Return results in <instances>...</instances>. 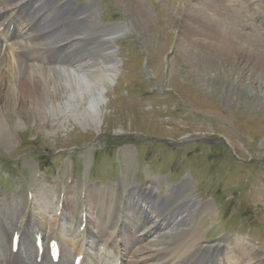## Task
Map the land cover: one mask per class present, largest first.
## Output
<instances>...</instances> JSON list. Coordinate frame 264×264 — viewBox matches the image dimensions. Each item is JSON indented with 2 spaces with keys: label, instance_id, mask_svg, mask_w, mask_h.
<instances>
[{
  "label": "rangeland",
  "instance_id": "1",
  "mask_svg": "<svg viewBox=\"0 0 264 264\" xmlns=\"http://www.w3.org/2000/svg\"><path fill=\"white\" fill-rule=\"evenodd\" d=\"M73 1L82 5L89 0ZM91 1L99 8L101 25L135 19L119 0ZM137 1L151 34L143 40L128 23L129 29L115 39L120 70L105 93L100 131L71 119L57 130L49 120L21 127L13 148L0 145V196L26 194L28 160L38 167L32 192L41 200L50 199L44 191L53 182L66 188L73 183L107 186L122 182L125 174L141 188L160 177L156 191L164 198L168 186L188 178L194 202L213 204L212 214L199 222L203 241L211 245L202 257H215L234 235L263 250L264 101L256 96L264 100V0ZM66 31L55 21L39 43L55 42ZM198 58L212 64L204 68L193 61L190 67V60ZM14 109L12 118L33 116L18 105ZM125 145L134 151L135 166L128 169L121 150ZM68 195L78 197L74 191ZM176 203L165 205L176 231L161 239V248L173 245L193 224L181 216L196 206L172 211ZM184 256L182 264H209L200 256Z\"/></svg>",
  "mask_w": 264,
  "mask_h": 264
},
{
  "label": "bare ground",
  "instance_id": "2",
  "mask_svg": "<svg viewBox=\"0 0 264 264\" xmlns=\"http://www.w3.org/2000/svg\"><path fill=\"white\" fill-rule=\"evenodd\" d=\"M119 2L130 8L135 19L130 17L128 23L147 40L152 27L141 4L137 0ZM98 10L91 0L82 5L73 0H0V145L4 149L17 144V130L29 123L40 125L49 120L57 130L71 119L95 132L100 129L105 93L117 81L120 70L114 41L129 24L101 25ZM58 20L67 31L55 42L39 43L50 24ZM198 23L204 24L202 20ZM193 61L204 64L202 58L191 59L190 67ZM208 64L202 67L212 63ZM5 84L8 89L2 88ZM256 97L264 101L259 94ZM16 105L27 113L33 111V116L12 118ZM121 150L125 166L132 168L133 148L125 145ZM26 164L31 178L26 194L0 196V264H74L77 257H81L79 264H182L181 256L202 257L211 248L203 241L199 222L212 214L213 204L209 200L199 201V205L194 202L188 178L168 186L164 198L156 191L160 177H151L141 188L125 174L122 182L107 186L87 188L84 183H73L66 188L53 182L44 191L50 193V199L41 200L32 192L38 167L30 160ZM87 166L85 163L84 173ZM68 190L77 192L78 197L69 196ZM148 199L159 208L153 209ZM172 200L177 202L172 211L196 206L195 212L181 216L182 221L193 224L182 230L173 245L168 242L161 248V239L176 231L165 207ZM15 234L19 238L14 251ZM37 236L42 239L41 252ZM50 240L59 245L56 263L51 260ZM228 245L210 260L202 258L209 264H264V249L256 250L249 239L234 235Z\"/></svg>",
  "mask_w": 264,
  "mask_h": 264
}]
</instances>
